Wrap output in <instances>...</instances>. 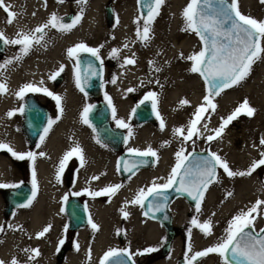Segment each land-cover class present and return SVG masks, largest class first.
I'll return each instance as SVG.
<instances>
[{
  "label": "bare ground",
  "instance_id": "bare-ground-1",
  "mask_svg": "<svg viewBox=\"0 0 264 264\" xmlns=\"http://www.w3.org/2000/svg\"><path fill=\"white\" fill-rule=\"evenodd\" d=\"M21 1L3 0V3L12 9ZM242 1L248 6L253 2V0ZM256 1L261 3V0ZM26 2L29 5L35 4L34 0H26ZM189 2L190 0H165L159 15L151 25L150 40L140 41L136 35L138 12L135 0H115V27L108 34L112 39L110 46L120 50L115 62L117 66L119 65L116 71L123 77L121 84H114L104 90V98L106 99V96L111 98L112 122L116 125V120L119 119L128 125L130 101L126 96L127 88L133 89L150 83L148 87L156 92L157 112L164 127L154 130L145 128L146 125H140L138 128L128 130L127 149H136L137 141L143 139L162 141L163 138H170L176 146H179L183 140L175 136L173 130L180 127L187 128L197 108L204 106L208 111L202 114L204 120L198 125L200 139L205 144L212 143L211 148L227 161L231 170L247 171L254 160L261 158L260 153L264 151V146L260 144L261 138H264V67H252L250 74L238 85L213 97V104L216 105L214 111L204 104L206 96L204 85L199 77L190 71L193 61L187 59L194 53L195 40L190 31H182L185 22L181 14ZM261 4L260 15L264 13V3ZM49 16V7L40 9L37 13V21L47 22ZM14 21H17V15ZM5 25L8 23L0 14V30H4L3 34L10 30V26L5 27ZM96 27L89 26L84 33V36L86 35L93 43L103 39V32L100 33ZM5 37L12 39L7 34ZM76 40H78L77 34L74 31L63 34L48 30L42 44L34 45L30 55L24 56L20 63L11 64L6 68V80L2 82L6 84L7 91L6 94L0 95V122L7 130L0 131V142H6L17 153H22L25 148L20 135L9 130L13 128L11 124L13 121L7 113L16 110L18 104L16 93L20 90L19 86L32 82L34 86H45L52 92L49 77L61 65L65 67L64 64L68 59L67 49ZM126 44L127 48L124 47ZM127 58L134 59L135 64L122 67ZM150 61L154 62L152 66L149 64ZM34 62L37 66H34ZM30 67L32 68L29 70ZM154 68L159 71H155ZM148 69L151 73L147 75ZM70 79L68 77L55 92L62 98L61 102L64 105L61 118L51 125L49 132L44 135V140L39 142L34 151L36 159L32 161V171L36 173L38 198L28 207L19 209L9 222L12 226H18L19 231H12L4 237L0 244L4 250L1 254L6 256L8 251H11V243H13L15 249L20 248L18 256L20 263L55 264L54 253L59 241L65 237L66 225L59 206L69 192L56 177L62 157L73 148L70 140L73 137L87 160L83 167L80 166L79 161L74 169L71 191L82 190L83 194L87 195L85 205L91 213L92 223L97 228L94 230L91 226H86L73 232L72 248L66 253L62 264H97L105 252L120 248L114 236L121 231L124 232L127 241L125 248L135 262L138 251L146 252L148 248L158 249L163 241L164 232L156 221L145 216L143 218L140 207L132 204L131 201L140 189L146 190L155 181L154 178L164 171V167L171 162L172 152L158 148V161L155 164L154 159L153 169L140 171L127 181L121 182L115 164L116 159L107 150L101 148L87 126L82 125L79 111L81 104L86 103L87 99L76 90ZM245 100L255 109L254 114L238 115L224 128L220 138L208 142L205 137L213 133L204 130L203 125L206 123L208 129H217L222 123V118L226 119ZM182 101L187 103L184 104ZM240 141L244 142L242 151H235V146ZM41 153L44 155H40ZM11 157L9 152L0 150V183L11 184L18 180L17 173L11 166ZM93 177L99 179L93 180ZM109 185H122V187L111 196L90 195L91 192H99ZM228 193L231 195H227ZM258 200L264 201V183L260 182L256 169L244 177L229 178L226 175L218 178L205 192L200 202L199 213L196 208L190 211L183 200H174L170 205V211L174 226L185 229V244L183 238L176 237L168 257L152 264H176V258L184 246L190 257L196 252L216 245L224 236L229 221L241 211H248ZM122 207L129 213L127 218L121 213ZM194 217H198L200 223L211 221V235L205 236L199 228L191 224ZM49 225H51L50 230L43 237L37 238V234ZM257 226V222L254 221L253 228L256 229ZM189 229H191L190 238ZM76 244L79 245L78 251L75 248ZM26 249H38L39 255L29 260L31 253L26 252ZM192 264H222V257L210 253L197 258Z\"/></svg>",
  "mask_w": 264,
  "mask_h": 264
},
{
  "label": "snow or ice",
  "instance_id": "snow-or-ice-1",
  "mask_svg": "<svg viewBox=\"0 0 264 264\" xmlns=\"http://www.w3.org/2000/svg\"><path fill=\"white\" fill-rule=\"evenodd\" d=\"M58 3H63L64 0H57ZM82 6L80 14L76 15L70 23L63 22V18L59 17L56 13H53L48 18L47 22L37 26L30 32L20 31L17 33L16 38L8 39L5 37L3 32H0V42L3 45L8 46L9 44L19 47V54L13 59H8L4 63H0V73H3L6 68L14 62H19L24 56L28 55L34 45H41L44 41L46 30L56 29L63 34L71 31L77 26L78 22L82 19L83 5L87 3V0H77ZM165 0H138V4H142L147 11L146 16H141L137 21V38L140 41L150 40L151 25L155 18L159 15V10L164 4ZM264 3V0H261ZM0 8H4L7 12L9 19L6 21L8 24L12 23L14 13L9 11V6H5L3 0H0ZM35 15V13H33ZM182 18L185 22L182 31H190L195 33L199 38L202 48L198 53H193L187 59L193 61V66L190 69L193 73H199L203 77L205 84L209 87L208 95L204 98V104H206L213 111L216 105L209 99L210 96L219 95L223 90L230 88L234 85H238L243 81L251 71L253 63L260 58V54L264 52V48L261 47V39L264 38V21H257L251 17L243 15L239 11L238 0H190L186 8L182 12ZM140 20H143L142 31L139 27ZM103 47V45H101ZM125 48L128 47L126 44ZM119 49L111 50L109 58H117ZM81 53H87L91 57L99 61L100 67L96 69L93 65L88 62L87 70L80 71V65L84 63L81 60ZM100 48H91L84 43H78L73 47L67 49L66 55L70 61H76V67L73 70L74 82L77 89L81 92L85 91V86L88 84L91 77L100 76L103 74V59L99 55ZM154 62L150 61V66ZM135 60L127 58L124 60V65H134ZM155 71L159 69L154 68ZM64 71V66L54 72L49 79L55 80ZM112 83H116L113 78ZM43 85V81H41ZM7 88L6 84L0 83V95L5 94ZM129 92L133 89L129 88ZM27 92H43L44 95L51 97L57 105V109L62 111L61 101L62 98L58 95L53 94L47 88L37 87L33 84H25L21 86L20 90L16 93L18 99H23ZM152 101V109L156 114V118L160 120V116L157 112V96L154 92H149L144 100ZM108 106L112 107L111 98L106 96ZM142 100L140 103H144ZM186 104L187 101H182ZM93 106L86 105L81 113V121L83 124L89 125V113ZM139 107V104L136 106ZM24 109H19L20 113H23ZM135 113L136 108H134ZM208 108L200 106L197 108L194 118L190 120L187 128L180 127L173 130L175 136L181 137L184 143L193 140V137H199L201 135L198 125L204 120L202 114L206 113ZM255 112L248 102L245 100L231 115L226 119L222 118V123L217 129H208L207 124L203 125L204 130L210 131L213 134L208 135L205 139L208 142L220 138L224 132V128L240 114H247L252 116ZM15 114L14 111L7 113V116L11 118ZM113 117L115 118V109L113 108ZM55 123L53 120L48 121V127L43 129L44 133L47 134L51 125ZM118 128H127L128 125L123 120H116ZM164 124L161 121V129ZM186 133V134H185ZM129 135L131 132L129 131ZM44 136L40 137L41 141L44 140ZM97 143H100L97 140ZM127 143V138L125 140ZM260 144L264 146V138H261ZM103 146V145H101ZM163 146V145H162ZM0 150L9 152L14 158L18 160L29 159L35 161L36 154L32 152L28 153H17L13 148L6 142H0ZM129 153L135 157H155L157 153L149 147L147 150L140 151L138 149H129ZM185 149L182 147L176 153V164L172 167L171 172L164 184H157L155 181L152 186L145 189H140L134 199L131 201L134 205H139L141 208L145 206L147 202V212L149 213L162 212L167 207L168 198L166 193L169 190H174L181 194H186L192 200L196 201V211L200 212V202L204 198V194L208 187L217 181V170L222 169L223 172L229 177L233 178L236 176L244 177L250 175L256 168L264 166V151L260 153V159L254 160L247 171H233L229 168L226 160L219 156L215 152L209 151L207 157L200 159H191L190 155H185ZM40 155H44L41 153ZM75 155L79 161L80 166L83 167L86 163L83 156V150L79 147H73L69 152L65 153L62 157L58 166L57 181L60 180V173L63 172L66 162L70 157ZM126 172H133L135 169L145 163L143 159L118 162V168L121 166ZM93 180L99 179V177H93ZM17 184H0V188H17ZM122 185H109L103 188L99 192H91L92 196L115 194ZM37 195V184H36V173L33 171L32 180V197ZM77 196L81 193H76ZM227 195H231L228 193ZM151 198V199H150ZM67 200V197H65ZM32 200L29 199L26 204H21L19 207H28L31 205ZM264 204V201H257L256 204L248 211H241L238 215L233 217L229 221L228 227L225 229V234L219 242L203 251L196 252L192 256H188L186 253V264H192L199 257H204L210 253H216L222 257V264H264V229L260 232H255L253 228V222L255 219L254 213L260 206ZM122 215L127 218L129 213L121 208ZM89 224L95 230L97 226L92 223L89 218ZM191 224L200 229L205 235H211V221L200 223L198 217H194L191 220ZM51 228V225L45 227L41 232L37 234V238L43 237ZM2 230V228H0ZM189 238L191 236V229H189ZM64 240L59 241L60 245H63ZM76 250H79V245H75ZM157 248H148L147 253L157 251ZM26 252H30L29 260L34 259L39 255L38 249H26ZM188 251H191L189 247ZM142 255L145 253H136ZM123 257H127L131 261L132 256L127 250H108L100 261V264H125ZM90 258V252H89ZM2 264V262H0ZM12 264H17V261L13 260Z\"/></svg>",
  "mask_w": 264,
  "mask_h": 264
},
{
  "label": "flooded vegetation",
  "instance_id": "flooded-vegetation-1",
  "mask_svg": "<svg viewBox=\"0 0 264 264\" xmlns=\"http://www.w3.org/2000/svg\"><path fill=\"white\" fill-rule=\"evenodd\" d=\"M35 4L29 5L26 0H22L21 3L12 8L9 9L11 10L12 13H14V16L12 18V23L5 25L10 26V30L7 32L5 31V35L9 36L10 38L14 39L17 36V33L20 31L23 32H30L34 30L37 26H40L46 22L44 21H37V13L39 12L40 9H43L45 7L50 8V15L53 13H56L59 17L63 18V22L65 23H70L71 20L78 14H80L81 11V5L77 2V0H64L63 3H58L57 0H34ZM137 5V20L142 16L141 12L138 8V3L137 0H135V6ZM252 5H256L255 2H253ZM83 15L82 19L78 22L77 26L74 27L71 31H74L77 34V39L76 42L73 43L71 47L78 43H84L87 46L91 48H100V53L99 55L103 59V74L101 78L102 82V94L104 97V82H105V64L106 61H108L107 54L110 52L111 49H113L110 46L111 42V37L109 36L108 32L115 27V21H116V6H115V0H87V3L83 5ZM255 10L252 9H247V8H242L244 12L250 16L253 19H256L257 21L262 20V16L259 14L260 12L258 11V8H254ZM255 12V13H254ZM35 13V15H33ZM0 14L3 15L5 20L7 21L9 19L7 12H5L4 8H0ZM15 15H17V21H14ZM50 17V16H49ZM89 26H97L96 28L98 31L101 33L103 32L102 36L103 39L98 40L97 43H93L92 41H89L86 35L84 36L85 30ZM48 30L61 33L60 31H57L56 29H47ZM4 31V30H2ZM0 30V32H2ZM103 45V47H101ZM9 46H12L9 44L8 46L4 45L3 51L0 52V63H2L3 57L9 50ZM14 46V45H13ZM17 49L14 52V54H19V47L20 46H15ZM34 49V46L32 47L31 51L29 52L28 55L31 54L32 50ZM14 50V49H13ZM87 53H81L80 55H84ZM27 56V55H26ZM64 71L58 76L54 81L50 80V85L52 86V93L56 92V89L59 88L64 82L67 81V78L70 77L71 81H73L74 85V74L73 70L76 67V61H70L67 59V63L64 64ZM59 68L56 69V71ZM115 70V68L113 69ZM6 70L3 71V73H0V83H3L2 77L4 75ZM55 71V72H56ZM76 87V86H75ZM76 90L86 99H88L87 95L83 94L79 89L76 88ZM51 98V97H50ZM103 99V98H102ZM23 107L24 111L23 113L19 112V109ZM28 110H34L37 113V122L35 123V126L33 128L28 127L27 120L25 118V112ZM15 114L12 116V127L14 130H11V132L15 131L18 133L22 139L25 151L23 150L22 153H28L36 150L39 142L41 141L40 137L45 135L43 129L45 127H48V121L52 120V115H53V106L51 103L47 102L43 96L39 94V92H27L24 95L23 99H18V104L16 107ZM44 114H46V123L42 127V130L40 132L39 138L36 140L34 144H31L29 142V136L32 133L36 131V128L40 126V121L44 117ZM7 124V123H6ZM12 128V129H13ZM0 130H7V128L3 127V123L0 122ZM14 132V133H15ZM28 137V138H27ZM11 166L15 170L18 176V180L12 182L11 184H17L20 186H24V184H27L31 188V192L29 196L27 197V200L24 204L28 202L29 199L32 200V203L36 202L38 195H36L34 198L32 197V180H33V171H32V161L29 159H23V160H18L14 158L13 156L11 157ZM71 175V170L70 174ZM70 178V176H69ZM61 183L65 185V187L68 189V185L70 183L67 181H64L62 177H60L59 180ZM0 184H6V183H0ZM17 188H0V244L4 237L12 232V230H16L17 226H12L9 224L11 219L15 216V213L25 207H19V203H21L24 200V193L23 192H18ZM75 200L78 203H83L85 202L82 200V202L77 199L76 197L70 196L65 200V197L62 199V202L60 204V207L63 208L64 213H65V207L69 201ZM86 200V199H85ZM31 203V204H32ZM84 204V203H83ZM68 231H70L68 229ZM65 250V249H64ZM4 250L2 249L0 245V262L2 264H12V261L17 259V254H16V249L14 248V244L11 243V251H8V254L6 256H3L1 253ZM7 253V252H6ZM65 251L62 257H64Z\"/></svg>",
  "mask_w": 264,
  "mask_h": 264
},
{
  "label": "rangeland",
  "instance_id": "rangeland-1",
  "mask_svg": "<svg viewBox=\"0 0 264 264\" xmlns=\"http://www.w3.org/2000/svg\"><path fill=\"white\" fill-rule=\"evenodd\" d=\"M253 2H255V4L256 5H247V4H245L242 0H238V7H239V11L243 14V15H245V16H248L245 12H244V10H242V8H247V9H252V10H255L254 8L256 7V8H258V11L260 12L261 11V6H262V4L261 3H258V1H256V0H253ZM253 2L251 3V4H253ZM260 4V5H259ZM136 8H137V5H136ZM256 11V10H255ZM255 13V12H254ZM116 15V14H115ZM262 16V20L261 21H264V13L261 15ZM248 17H250V16H248ZM137 21V20H136ZM137 27H138V25H137ZM139 27H140V29H141V31H142V28H143V20H140V23H139ZM191 36L194 38V48H193V52L194 53H198L200 50H201V48H202V44H201V42H200V40H199V38L196 36V34L195 33H191ZM261 47L262 48H264V38H262L261 39ZM113 49H115L114 47H112ZM14 49V50H13ZM16 47L15 46H9V50L7 51V53L5 54V56L3 57V60H2V63H4L6 60H8V59H13L17 54H14V52L16 51ZM113 49H111V50H113ZM111 50H110V52H111ZM110 52H108V54H107V57H108V61H106V64H105V72H104V76H105V82H104V90L106 89V88H108V87H110V86H112V85H119V84H121L120 83V81H121V79H122V77H123V75L122 74H120V73H118L117 71H116V68L119 66H117V64H116V62H115V58H109V54H110ZM17 63H20V61L19 62H14L13 63V65H16ZM31 64V63H30ZM34 66H37V64H36V62H34ZM124 64V63H123ZM33 66V67H34ZM256 67V68H258L259 66H262V67H264V52H262L261 54H260V58L259 59H257L256 60V62L255 63H253V65H252V67ZM147 67H148V65H147ZM251 67V68H252ZM32 67H30L29 68V70L31 69ZM115 68V70H113ZM33 70V69H32ZM150 71H149V69L146 71V74L148 75V73H149ZM151 73V72H150ZM149 73V74H150ZM198 77H199V79L202 81V83H203V85H204V88H205V95H208V92H207V90H206V87H205V84H204V82H203V80L201 79V77H200V75L198 74V73H195ZM7 76V75H6ZM5 77V73H4V75H3V77H2V80L3 81H5L6 80V77ZM113 78H115V80H116V83H112V80H113ZM28 80V79H27ZM1 82V81H0ZM119 83V84H118ZM27 84H32V82H28ZM149 85H151L150 83H149ZM147 83L146 84H144V85H140L139 87H137V88H133V91H131V92H129L128 91V88H127V92H126V96H127V99L130 101V112H129V123H128V127L127 128H121V129H123L125 132H127L128 130H133L134 128H138V127H135L132 123H131V121H130V117H131V113H132V110L134 109V107L137 105V103L138 102H140V101H142V100H144V97L151 91V92H154V93H156L155 91H152V89L150 90V88L148 87L149 86ZM21 86H23V84H21L19 87L21 88ZM42 87H44V88H46L45 86H42ZM228 89V88H227ZM103 90V91H104ZM226 90V89H225ZM7 91V90H6ZM224 91V90H223ZM5 94H6V92H5ZM39 94L41 95V96H43L44 98H45V100L47 101V102H49V103H51V105L53 106V115H52V120L53 121H58V120H60V118H61V114H62V112H63V107H64V105H63V103L61 102V108H62V111H59L58 109H57V105H56V102L52 99V98H50L49 96H46V95H44L43 94V92H39ZM53 94H55V93H53ZM56 95V94H55ZM217 96V95H216ZM215 97V96H214ZM102 98H103V100L104 101H106L107 103H108V101L103 97V94H102ZM209 99H211L212 100V103H213V96H210L209 97ZM149 101L152 103V101H151V99H149ZM93 103H94V101L92 100V99H90L89 97H88V99H87V102L86 103H82L81 104V107H80V111H79V116L81 117V113H82V110H83V108L86 106V105H88V106H92L93 105ZM111 111H112V107H111ZM15 112V111H14ZM154 115H155V118H156V114L154 113ZM78 116V117H79ZM156 120H157V123L155 124V125H146L145 126V128H151V129H154V130H158V129H161V120H158L157 118H156ZM82 122V121H81ZM82 125H86V124H83L82 123ZM115 125V124H114ZM87 126V128L89 129V131L91 132V134L93 135V137H94V140L96 141V143H97V139H96V137H95V135H94V133H93V131H92V129L89 127V125H86ZM115 126H117V125H115ZM9 130H14V128L13 129H9ZM1 131V130H0ZM2 132V131H1ZM15 131H13V133H14ZM233 132H235V130H233ZM236 136L234 135L233 136V138H235ZM70 140H71V142H72V147H76V146H78V145H76V143L74 142V138L72 137V138H70ZM234 143H235V141H234ZM101 148H103V149H105V150H107L110 154H111V156L112 157H114V159H116L117 160V158H118V156L120 155V153L122 152V151H127V152H129V149H127L126 148V143H125V145H124V147H123V150L121 151V152H119V153H114V152H112L109 148H107V147H105V146H101V144L100 143H97ZM211 144L212 143H203V141L200 139V136L199 137H193V140H191V141H188L187 143H184L183 141L180 143V145L179 146H176L174 143H173V141H172V139H170V138H163L162 139V141H150V140H148V139H143V140H140V141H137V147H136V149H138V150H140V151H144V150H147L149 147H151V149L152 150H154L156 153H157V149L158 148H162L163 149V151H171L172 152V157H171V162L166 166V167H164L165 169H164V171H162L160 174H158L154 179H155V182L157 183V184H164L166 181H167V178H168V176H169V174H170V172H171V169H172V167H174L175 166V164H176V153H177V151H179L182 147L185 149V155H188L191 151H202V152H209V151H211V152H215L212 148H211ZM163 145V146H162ZM244 145V142L242 141H240L239 143H237V146H235L236 147V149H235V151H242V146ZM139 146V147H138ZM216 153V152H215ZM83 156H84V154H83ZM85 160H87L86 159V157H85ZM155 160H156V163L155 164H157V161H158V153H157V155L155 156ZM78 164H79V159L75 156V155H73L72 157H70L69 159H68V161L66 162V164H65V167H64V170H63V172L62 173H60V177H62V179H64V181H67L68 183H69V181H70V183H69V185H68V189H67V191H69L68 193H67V195L65 196V197H70V196H73V197H76L77 199H79L81 202H82V200H84L85 201V199H87L88 197H87V195H85V194H83L84 193V191H82V190H76V191H71L72 190V187H71V182H72V179H73V171H74V169L78 166ZM115 164H116V162H115ZM70 170H71V175H69L70 174ZM256 170H258V177H259V179H260V182H262V183H264V166H260V167H258V168H256ZM33 173V172H32ZM57 174H58V172H57ZM69 176H70V178H69ZM221 176H226V174L223 172V170L222 169H218L217 170V179L218 178H220ZM120 179V178H119ZM121 181V180H120ZM122 182V181H121ZM153 183V182H152ZM213 184V183H212ZM211 184V185H212ZM150 186H152V184H150L148 187H150ZM147 187V188H148ZM146 188V189H147ZM76 193H81V195H79V196H77L76 195ZM178 199H181V198H178ZM181 200H183L184 201V203H185V205L187 206V208L190 210V211H193L195 208H196V206L195 207H189L188 205H187V203L185 202V200L184 199H181ZM84 203V205H85V202H83ZM139 206V205H138ZM85 207H86V205H85ZM140 207V206H139ZM86 210H87V214H88V219L89 218H91V213L89 212V210L86 208ZM59 211L60 212H62L63 213V217H64V219H65V237H64V243H63V245H58L57 246V248H56V250H55V253H54V258H53V260H54V262H55V264H62V262H63V260H64V258H65V255H66V253L68 252V250H70L71 248H72V237H73V232H70V231H68V229H67V218H66V216H65V213H64V210H63V208L62 207H60L59 206ZM140 213H141V215L143 216V218H145L144 217V215H143V213H142V208L140 207ZM172 215V214H171ZM254 216H255V219H254V221L255 222H257V228L256 229H254L255 230V232H260V230L264 227V204H262L261 206H260V208L258 209V212L257 213H254L253 214ZM89 221V220H88ZM87 226H91L90 224H89V222H88V225ZM175 228H176V235H175V238L176 237H180V238H183V240H184V244H185V239H184V232H185V229L184 228H180V227H176L175 226ZM19 229V227L17 226V228H16V230H12V231H19L18 230ZM174 238V239H175ZM114 239L116 240V242H117V244L120 246V248H118V249H115V250H127V248H125L126 247V238H125V234H124V232L123 231H121V232H119V233H117V235L116 236H114ZM164 241H165V236H163V241H162V243H161V245L158 247V250L157 251H155V252H152V253H147V252H142V251H138V252H140V253H145V254H142V255H137V258H136V261L134 262V264H152V263H154V262H156V261H158V260H161V259H165V258H167V257H164L162 254H161V248H162V246H163V244H164ZM172 245V244H171ZM60 249H65L64 251H65V255H64V257H63V260L61 261V262H59V261H57V255H58V252L60 251ZM19 251H20V248L19 247H17V249H16V254H17V256H19ZM128 251V250H127ZM170 251H171V247H170ZM170 251H169V253H170ZM137 252V253H138ZM106 253V252H105ZM104 253V254H105ZM104 254L102 255V257L100 258V260L97 262V264H100V261H101V259L103 258V256H104ZM169 255V254H168ZM133 260V259H132ZM183 261V263L184 264H186V248H185V246H184V248H183V250L181 251V253L179 254V256L176 258V264H179V261ZM16 261H17V264H22V263H20V260H19V258L17 257V259H16Z\"/></svg>",
  "mask_w": 264,
  "mask_h": 264
},
{
  "label": "water",
  "instance_id": "water-1",
  "mask_svg": "<svg viewBox=\"0 0 264 264\" xmlns=\"http://www.w3.org/2000/svg\"><path fill=\"white\" fill-rule=\"evenodd\" d=\"M138 7L140 9L141 15L146 16L147 11L143 7L142 4H138ZM4 45L2 42H0V52L3 51ZM81 60L84 61L80 65V71L87 70V64L90 62L94 68L99 69L100 64L99 61H96L95 58L91 57L88 54H84L81 56ZM200 75V74H199ZM201 77V76H200ZM204 84L205 81L203 77H201ZM101 77L100 76H94L91 77L88 84L85 86V91L83 92L86 94L89 98L92 100H98L101 98ZM207 92H209V87L205 84ZM139 104V107L136 106ZM134 108H136L135 113H131V123L139 127L140 125H155L156 124V118L152 109V104L148 100H144V103H138ZM91 108V111L89 113V123L91 125V129L96 137L97 140L100 141L101 145H104L108 147L112 152L119 153L123 150V147L125 145V140L127 138V132H125L123 129L118 128L113 125L112 122V114L111 109L108 106V104L102 100H99L95 102ZM25 118L28 123L29 128H33L35 126V123L37 122V113L34 110H28L25 112ZM46 123V114H44V117L40 121V126L36 128V131L32 133L29 136V142L31 144H34L36 140L40 136V132L42 130V127ZM208 152H202V151H193L190 152L188 155H190L191 159H200L203 157H207ZM139 160L143 159L145 163L135 169L133 172L129 173L123 170L122 163L121 166L118 168V162H125V161H132V160ZM116 167L119 174V177L122 181H127L129 178L134 176L140 171H145L148 169H151L154 167V157H135L133 154L123 151L120 153L116 160ZM18 192L24 193V200L19 204H24L27 200V197L29 196L31 192V188L24 184V186H20L18 189ZM167 207L162 212H157L155 214L149 213L148 215H144L145 212H147V202H145V206L142 208V213L145 217L148 219L156 221L162 228L165 236L164 244L161 248V254L163 256H167L170 251L171 244L175 238L176 235V228L173 223V216L171 215L170 211V205L171 203L178 199H184L185 202L189 207H195L196 201L192 200L190 197H188L186 194L178 193L174 190H169L167 193ZM151 199V198H150ZM24 202V203H23ZM65 215L67 218V228L70 231H77L81 228H85L87 226V213L85 206L83 204L78 203L75 200L69 201L65 207ZM264 229V227L262 228ZM264 235V233H261ZM64 249H60L57 255V261L61 262L63 259ZM125 264H134L133 260H128L127 257H123ZM179 264H184L183 261H179Z\"/></svg>",
  "mask_w": 264,
  "mask_h": 264
}]
</instances>
